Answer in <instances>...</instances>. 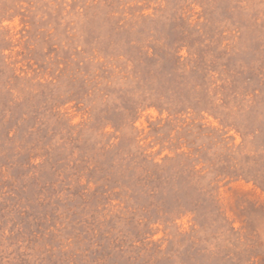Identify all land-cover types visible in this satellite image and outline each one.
<instances>
[{
	"label": "rangeland",
	"instance_id": "obj_1",
	"mask_svg": "<svg viewBox=\"0 0 264 264\" xmlns=\"http://www.w3.org/2000/svg\"><path fill=\"white\" fill-rule=\"evenodd\" d=\"M0 264H264V0H0Z\"/></svg>",
	"mask_w": 264,
	"mask_h": 264
},
{
	"label": "trees",
	"instance_id": "obj_2",
	"mask_svg": "<svg viewBox=\"0 0 264 264\" xmlns=\"http://www.w3.org/2000/svg\"><path fill=\"white\" fill-rule=\"evenodd\" d=\"M174 51L177 52L178 50L176 49ZM194 54H196V52H194ZM154 56H155V54H153V57ZM145 63L150 69H152L153 64H152V61L150 59H147V61H145ZM202 69H203V67L200 66V64H198V63H195L192 67V71L193 70L201 71ZM173 71H174V74H179L178 77H180V78L184 76L183 75V73L185 72L184 66H181V63H179V62H178V65H176V67H174ZM209 71H211V69L208 70V72ZM134 78L137 79L136 76H134ZM172 80H173V78H172ZM178 84H181V83L178 82ZM153 89L154 88H151L150 91H154ZM139 90H140V88H139ZM166 91L172 93V95H169L168 97H166L167 99H169L168 101L163 100V98H165V96L162 94V92H158V90L157 91L155 90L154 93L151 92L150 94H148V97L146 96L145 98L151 100V99H154V98H152V96L155 95V97H157L156 100H153V102H151L150 104L156 105L162 111L166 110L170 113H172V112L177 113V112L183 111V110L188 112L189 110L194 109V107L191 106V104H187L190 102V98L188 96H186V94L181 93V94L177 95V92L176 91L174 92L173 88H171V86H168V88H166ZM205 91L207 92V90H205ZM173 95H176L175 100H173V101H177L176 104H174V102H172V100H171V99H173L172 98ZM136 96H138V94H132V96L127 100L129 102V105L128 104L121 105L123 114L127 115V117H130L131 115L135 114L143 105V101L139 98H135ZM207 99L211 101V98H209V96L207 97ZM156 101H160L161 103H159V102L156 103ZM165 101H167V102H165ZM185 104H187V105L185 106ZM179 105H182V106L184 105L185 108L184 109L183 108L177 109V107H179Z\"/></svg>",
	"mask_w": 264,
	"mask_h": 264
}]
</instances>
